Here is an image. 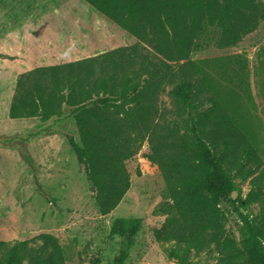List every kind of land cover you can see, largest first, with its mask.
I'll return each instance as SVG.
<instances>
[{"label": "trees", "instance_id": "obj_1", "mask_svg": "<svg viewBox=\"0 0 264 264\" xmlns=\"http://www.w3.org/2000/svg\"><path fill=\"white\" fill-rule=\"evenodd\" d=\"M82 1L137 42L20 73L9 117L69 122L62 145L83 166L100 217L128 190L124 163L145 142L144 158L164 184L158 209L165 218L150 234L166 258L190 264L214 249L218 264H264V167L257 146L207 61L190 58L210 45L235 46L255 31L264 21V0ZM163 93L170 110L161 106ZM246 181L241 200L239 184ZM223 204L241 224L238 247L226 232ZM253 205L256 214L249 212ZM141 225L116 219L110 232L129 237ZM37 239L34 245L0 240V264H64L59 237Z\"/></svg>", "mask_w": 264, "mask_h": 264}, {"label": "rangeland", "instance_id": "obj_2", "mask_svg": "<svg viewBox=\"0 0 264 264\" xmlns=\"http://www.w3.org/2000/svg\"><path fill=\"white\" fill-rule=\"evenodd\" d=\"M0 40V50L13 54L0 53V240L34 245L40 234L59 237L64 264H176L150 234L165 218L158 209L164 184L144 158L145 142L124 163L128 190L107 216L100 217L83 166L62 145L69 122L8 115L20 73L130 46L137 40L82 0H2ZM190 58L207 61L206 70L237 109L240 122L251 130L264 167V21L235 46L210 45L192 51ZM160 100L165 110L172 109L166 93ZM239 186L242 200L248 181ZM231 198L239 197L234 193ZM222 209L226 232L238 247L241 224L231 205L223 204ZM249 212L256 214L258 206H251ZM116 219H140L142 225L131 236L121 237L110 232ZM218 258L211 249L192 257L190 264H218Z\"/></svg>", "mask_w": 264, "mask_h": 264}, {"label": "crops", "instance_id": "obj_3", "mask_svg": "<svg viewBox=\"0 0 264 264\" xmlns=\"http://www.w3.org/2000/svg\"><path fill=\"white\" fill-rule=\"evenodd\" d=\"M47 28L50 29L49 26H47ZM0 44H1V40H0ZM0 53H2V54H6V55H13L12 53H10V52L7 51V50H0ZM46 66H47V65H46Z\"/></svg>", "mask_w": 264, "mask_h": 264}]
</instances>
